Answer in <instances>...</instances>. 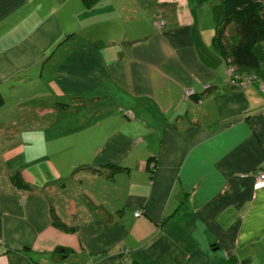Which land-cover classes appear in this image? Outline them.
<instances>
[{"label": "crops", "instance_id": "0c3cea01", "mask_svg": "<svg viewBox=\"0 0 264 264\" xmlns=\"http://www.w3.org/2000/svg\"><path fill=\"white\" fill-rule=\"evenodd\" d=\"M215 27L209 1L0 0V95L48 123L0 162V264L264 255V91L230 84ZM253 51L234 71L264 80Z\"/></svg>", "mask_w": 264, "mask_h": 264}, {"label": "trees", "instance_id": "16d2710c", "mask_svg": "<svg viewBox=\"0 0 264 264\" xmlns=\"http://www.w3.org/2000/svg\"><path fill=\"white\" fill-rule=\"evenodd\" d=\"M96 1L82 0V3L90 6ZM204 1L215 3V48L234 67H258L259 59L253 51V45L264 40V0H199L200 3ZM231 25L233 30L229 32ZM91 170L96 171L93 168Z\"/></svg>", "mask_w": 264, "mask_h": 264}, {"label": "rangeland", "instance_id": "374dc122", "mask_svg": "<svg viewBox=\"0 0 264 264\" xmlns=\"http://www.w3.org/2000/svg\"><path fill=\"white\" fill-rule=\"evenodd\" d=\"M34 98L28 91L23 94L8 92L5 96L0 95V162L15 152L17 147H23L26 152L33 151L38 144L48 141L45 132L48 123L45 118L38 116L37 98ZM1 172L0 169V175ZM251 263L264 264V255L253 259Z\"/></svg>", "mask_w": 264, "mask_h": 264}, {"label": "built area", "instance_id": "2783aa9c", "mask_svg": "<svg viewBox=\"0 0 264 264\" xmlns=\"http://www.w3.org/2000/svg\"><path fill=\"white\" fill-rule=\"evenodd\" d=\"M163 22H159V26H162ZM229 74H230V84L232 86H237V87H240V88H245L247 87L248 85L254 83V82H257V86L259 88V90L261 91H264V80H261V79H258L256 77V75L254 74H242V73H235L234 71V67L231 66L229 69ZM209 85L207 84H204V87H208ZM193 91L192 90H188L187 91V94L188 93H192ZM127 116L128 117H132L133 114L130 113V112H126ZM256 182H255V187L258 188V187H261L264 185V166H262L261 168H259L257 170V173H256ZM141 213L140 210H137L135 212V215L138 216L139 214ZM63 264H70V263H63Z\"/></svg>", "mask_w": 264, "mask_h": 264}]
</instances>
